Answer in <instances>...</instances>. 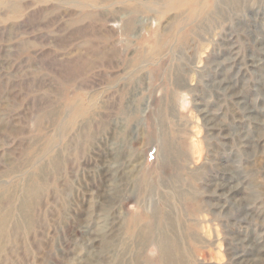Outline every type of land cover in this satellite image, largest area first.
<instances>
[{"label":"rangeland","instance_id":"374dc122","mask_svg":"<svg viewBox=\"0 0 264 264\" xmlns=\"http://www.w3.org/2000/svg\"><path fill=\"white\" fill-rule=\"evenodd\" d=\"M0 264H264V0H0Z\"/></svg>","mask_w":264,"mask_h":264}]
</instances>
